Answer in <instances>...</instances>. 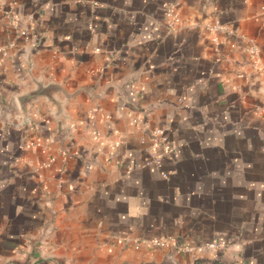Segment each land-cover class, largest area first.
I'll return each instance as SVG.
<instances>
[{
    "label": "crops",
    "instance_id": "crops-1",
    "mask_svg": "<svg viewBox=\"0 0 264 264\" xmlns=\"http://www.w3.org/2000/svg\"><path fill=\"white\" fill-rule=\"evenodd\" d=\"M0 46V264H264V0H0Z\"/></svg>",
    "mask_w": 264,
    "mask_h": 264
},
{
    "label": "built area",
    "instance_id": "built-area-1",
    "mask_svg": "<svg viewBox=\"0 0 264 264\" xmlns=\"http://www.w3.org/2000/svg\"><path fill=\"white\" fill-rule=\"evenodd\" d=\"M167 15L169 17V25L174 26L175 21L177 19V12H176V5L175 3L171 4ZM20 34L24 35L25 37H29V31L27 28H23L20 30ZM12 44V43H11ZM248 51L252 55H257L259 52V47L257 46L256 43H251L250 46L247 48ZM3 50V47L0 46V51ZM242 75V73H240ZM144 116L142 113H137L134 116V121L137 123H140L143 120ZM153 140H152V147H153V158L150 160L146 161V164H151V163H156L160 164L162 162V159L164 155H170L174 152L175 150V145L169 135L167 134L166 128L157 126L152 129L151 131ZM36 144L44 146V143L41 141H36ZM162 174L164 176L168 175L167 170H162ZM175 242V238L172 235H164V236H159V237H153V238H141L138 239L135 246L137 248H140L142 245H152V246H157V247H164L171 245L172 243ZM224 243L218 242V241H212L208 243V246L214 247V248H220L223 246Z\"/></svg>",
    "mask_w": 264,
    "mask_h": 264
},
{
    "label": "water",
    "instance_id": "water-1",
    "mask_svg": "<svg viewBox=\"0 0 264 264\" xmlns=\"http://www.w3.org/2000/svg\"><path fill=\"white\" fill-rule=\"evenodd\" d=\"M37 86L18 96L21 109L23 111L24 117H29L28 105L40 96H46L54 105L57 107V115L62 113L60 101L55 98L54 91L59 88L57 83L49 81L47 84L43 80L36 81Z\"/></svg>",
    "mask_w": 264,
    "mask_h": 264
}]
</instances>
